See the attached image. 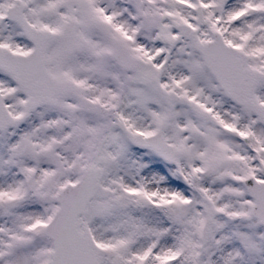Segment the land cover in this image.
Listing matches in <instances>:
<instances>
[{
    "label": "snow or ice",
    "instance_id": "obj_1",
    "mask_svg": "<svg viewBox=\"0 0 264 264\" xmlns=\"http://www.w3.org/2000/svg\"><path fill=\"white\" fill-rule=\"evenodd\" d=\"M0 264H264V0H0Z\"/></svg>",
    "mask_w": 264,
    "mask_h": 264
}]
</instances>
